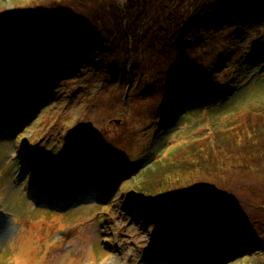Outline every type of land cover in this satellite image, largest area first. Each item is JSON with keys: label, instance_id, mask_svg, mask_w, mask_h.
<instances>
[{"label": "rangeland", "instance_id": "374dc122", "mask_svg": "<svg viewBox=\"0 0 264 264\" xmlns=\"http://www.w3.org/2000/svg\"><path fill=\"white\" fill-rule=\"evenodd\" d=\"M113 1L0 0V65L10 71L16 60L4 45L17 36L18 49L22 36L41 37L29 21L51 4L62 5L59 15L76 16L75 27H97L114 49L104 53L118 58L113 69L78 67L79 76L42 88L0 74V264H170L172 256L182 264H264V9L248 20L226 12L223 24L222 7L207 3L169 15L168 24L198 23L197 31L176 34L175 50L171 34L150 20L128 45L119 25L128 0H116L117 13ZM130 20L137 32L141 15ZM47 174L56 180L27 193L29 179ZM95 185L107 200L97 202ZM205 194L236 200L207 231L197 232L201 220L192 218L184 230L167 212L189 217ZM189 196L194 202L182 200ZM53 197L68 205L36 203ZM172 200L179 202L168 208Z\"/></svg>", "mask_w": 264, "mask_h": 264}, {"label": "trees", "instance_id": "16d2710c", "mask_svg": "<svg viewBox=\"0 0 264 264\" xmlns=\"http://www.w3.org/2000/svg\"><path fill=\"white\" fill-rule=\"evenodd\" d=\"M202 3H207L214 6L216 9L222 7V19L220 17L219 24H223L226 21L224 17L225 13L228 12L236 20H248L254 16L255 11H260L261 8L264 9V0H128V3L132 6V13H130L129 5L127 2L122 1L120 7L124 10L123 13V22L119 24L122 26V35L124 36L125 42L128 45H135L140 32L143 30L144 25L150 20L154 23L155 26H159V32L163 34H171V41L174 49L181 44L177 43L175 40L176 34L181 35L183 29L186 31L195 30L197 31L196 25L198 24L196 20L189 21L185 24L176 25L173 22L168 24L167 18L169 15L173 16L177 13L181 15L188 12L192 6H198ZM116 0L112 2V7L114 10L118 11L115 4ZM174 4L169 10L167 5ZM257 4V6H256ZM66 7V6H65ZM68 9V7H66ZM179 9V10H177ZM65 11L62 5L51 4L44 5L43 8L33 11L32 17L29 21L30 28L34 31L42 28V36L35 37L34 34H31L29 38L22 36L19 39L20 45L18 49L16 44L18 37L16 36L15 42L6 43L4 45V54L5 56H12L15 67L10 71V67L0 65V74L3 76L10 77L15 81L24 79L26 81H34L35 85H39L40 88L47 87L54 84L60 78H71L79 76L82 72L78 67H86L85 70L89 69L92 65H96L99 68L108 67L109 69L115 68L118 63V58L114 59V63L111 62V59L108 57V53H104V49L108 47L112 51L114 49L109 46V42L102 32L96 27L93 32H90V23L84 24L79 23L77 27L75 24L79 21L76 16L67 13L59 15L57 12ZM141 15V20L138 22L137 32L131 28V17H136ZM45 16L46 22H44L40 17ZM70 16L72 19H70ZM42 20V23L38 21ZM130 22V23H129ZM3 29L5 30L4 25ZM60 29H63L60 33ZM239 33L245 35V31L242 27L237 28ZM120 30V29H119ZM171 30V32L169 31ZM13 32V31H11ZM238 33V32H237ZM8 33L4 31L3 38L7 40ZM117 34V33H115ZM81 45L86 50L80 48ZM77 49V50H76ZM144 49H139L138 52L145 51ZM44 54H46L45 59ZM142 60V57H138V62ZM261 57L256 58V61L261 63ZM263 60V59H262ZM264 60L262 61V63ZM254 63V60L248 62V66ZM19 65H22V70L25 68V71H19ZM264 64H261L260 67ZM264 70V68L262 69ZM264 73V71H263ZM26 76V78H25ZM210 84H215V80L208 79ZM31 111L30 113H32ZM33 114V113H32ZM32 114L27 118L29 119ZM205 163L207 166L211 165L209 171H213L214 159L206 160ZM223 167V166H222ZM205 169V168H204ZM218 167L214 170L217 172ZM116 182V181H115ZM117 183V182H116ZM106 194V190H104ZM102 195V191L99 193ZM185 198V197H184ZM183 199V198H182ZM171 200V199H170ZM174 201V200H172ZM137 205L141 208H144L146 205L149 206L148 210L154 211V206H152L147 200L144 202L137 200ZM168 205V203H167ZM164 215V213H158ZM165 216V215H164ZM166 217V216H165ZM248 242L247 239H245ZM242 244V246L247 247V243Z\"/></svg>", "mask_w": 264, "mask_h": 264}, {"label": "water", "instance_id": "95a60500", "mask_svg": "<svg viewBox=\"0 0 264 264\" xmlns=\"http://www.w3.org/2000/svg\"><path fill=\"white\" fill-rule=\"evenodd\" d=\"M98 155L99 156L105 155L106 157H108V158H106L108 160V164L105 167H110L112 165L113 161L109 157V155L106 153L105 150L100 149ZM87 165H88V167L95 169V167H92V165L89 162H87ZM202 197H204L205 202L204 203L199 202V203L193 205L189 210L190 211L189 217H185L183 215V211H181L180 209H177V208H175V210L167 209V212L173 214L176 217L177 221L182 226H184L187 230H189L188 228L191 225H194V224L190 223L191 218L193 220H195L196 222H198V220L200 219L201 221H199L198 223L199 224L202 223L201 228L196 230V231L197 232L198 231L203 232V231L208 230L217 221H219L222 218V216L225 213L228 206L230 205V203H233L236 201L234 199H228L227 197H224V196H213V195H208V194L202 195ZM183 199L185 201L194 202V200H192L193 197H191V196L185 197ZM218 199H219L220 203L218 202V204L216 205V201H218ZM178 202H179V200L170 201L168 208H170L171 205H174L175 203H178ZM214 211H215V213L213 214ZM202 217H203V219H201ZM190 231L191 232H189V233L192 234L193 230H190Z\"/></svg>", "mask_w": 264, "mask_h": 264}, {"label": "bare ground", "instance_id": "6f19581e", "mask_svg": "<svg viewBox=\"0 0 264 264\" xmlns=\"http://www.w3.org/2000/svg\"><path fill=\"white\" fill-rule=\"evenodd\" d=\"M229 18H230V16H229ZM82 46H84V45H81L80 48H82V50H86V48H83ZM76 50H77V49H76ZM13 125L15 126V123H13ZM9 127H10V129L13 128V126H11V125H10ZM12 130H13V129H12ZM9 135H10V136L12 135V137L15 136V135L13 134L12 131L10 132ZM17 135H18V132L16 133V136H17ZM118 175H122V172H121V173H118ZM124 175H125V174H124ZM124 175H123V176H124ZM109 176L113 178L112 180H115L114 177H113L112 175L109 174ZM121 179H123V178H121ZM100 190L102 191V195H101V196H100V194H99V189L96 188V194H97L96 197H97L98 199H100V198H102V197H105V196L107 197V194H105V192H104V190H103V186H100ZM83 194H84V193L79 194V195L75 198L76 201H77V199H78V200H82V197H81V196H82ZM97 198H96V199H97ZM102 199H103V198H102ZM124 207H125V204H124ZM108 243H109V242H108ZM222 252H223V250H222L221 252H219V253H222ZM19 262L21 263L22 260H20Z\"/></svg>", "mask_w": 264, "mask_h": 264}, {"label": "clouds", "instance_id": "9594fccd", "mask_svg": "<svg viewBox=\"0 0 264 264\" xmlns=\"http://www.w3.org/2000/svg\"><path fill=\"white\" fill-rule=\"evenodd\" d=\"M110 167H111V166H110ZM88 168H90V167H88ZM90 169H93V168H90ZM93 170H97V169H93ZM100 180H101V179H100ZM95 186H96V185H95ZM96 188L99 189V193H100V192H101V190H100V186H96ZM103 190H105V189H103ZM92 194L95 195V196H97V194H96V189L92 191ZM100 196H101V194H100ZM126 206H128V205H125V207H126ZM131 212H134V211H131ZM175 218H176V217H175ZM176 220H177V219H176Z\"/></svg>", "mask_w": 264, "mask_h": 264}]
</instances>
